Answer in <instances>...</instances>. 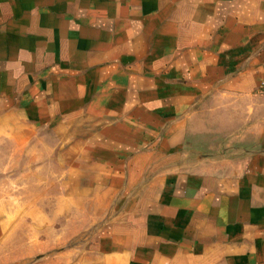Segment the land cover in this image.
Segmentation results:
<instances>
[{
  "label": "crops",
  "instance_id": "crops-1",
  "mask_svg": "<svg viewBox=\"0 0 264 264\" xmlns=\"http://www.w3.org/2000/svg\"><path fill=\"white\" fill-rule=\"evenodd\" d=\"M0 135V264H264V0H0Z\"/></svg>",
  "mask_w": 264,
  "mask_h": 264
},
{
  "label": "rangeland",
  "instance_id": "rangeland-1",
  "mask_svg": "<svg viewBox=\"0 0 264 264\" xmlns=\"http://www.w3.org/2000/svg\"><path fill=\"white\" fill-rule=\"evenodd\" d=\"M25 133V132H24ZM26 137L34 139L40 135L35 132L34 129L27 127ZM4 138L8 136L4 135ZM0 139L3 137L0 135ZM33 145V143H32ZM35 150L39 153V157L36 159L33 156ZM50 155L48 147L35 146H3L0 143V206L3 202L11 204V209L18 210L19 208L25 209L28 206L31 198L34 197L30 192L36 179L34 177V171L36 173L41 172L38 168L42 163L41 160H47L48 158H42ZM42 156V157H41ZM50 166V164H46Z\"/></svg>",
  "mask_w": 264,
  "mask_h": 264
}]
</instances>
